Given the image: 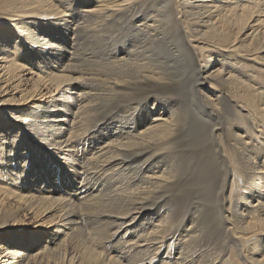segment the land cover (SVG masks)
<instances>
[{"label": "bare ground", "instance_id": "bare-ground-1", "mask_svg": "<svg viewBox=\"0 0 264 264\" xmlns=\"http://www.w3.org/2000/svg\"><path fill=\"white\" fill-rule=\"evenodd\" d=\"M0 264H264V0H0Z\"/></svg>", "mask_w": 264, "mask_h": 264}, {"label": "rangeland", "instance_id": "rangeland-1", "mask_svg": "<svg viewBox=\"0 0 264 264\" xmlns=\"http://www.w3.org/2000/svg\"><path fill=\"white\" fill-rule=\"evenodd\" d=\"M111 111V112H110ZM106 113L108 114H106V116L108 117H105L104 118V120L106 121V122H109V123H113L114 121H116L117 119H118V116H117V114H116V112H114V110H111V108H109V110L108 111H106ZM110 116V117H109ZM115 116V117H114ZM117 116V117H116ZM112 118V119H111ZM109 119V120H108ZM111 120V121H110ZM101 122V121H100ZM102 123H105V122H102ZM101 125V124H100ZM98 133V132H97ZM83 148H85V145L83 146ZM27 226V225H26ZM28 227V229L29 228H33L32 226H27Z\"/></svg>", "mask_w": 264, "mask_h": 264}]
</instances>
